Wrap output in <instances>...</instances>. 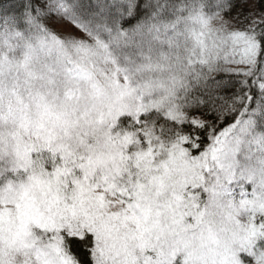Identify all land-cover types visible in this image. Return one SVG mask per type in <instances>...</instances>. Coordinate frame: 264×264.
Returning a JSON list of instances; mask_svg holds the SVG:
<instances>
[{"label":"snow or ice","instance_id":"6c2138e0","mask_svg":"<svg viewBox=\"0 0 264 264\" xmlns=\"http://www.w3.org/2000/svg\"><path fill=\"white\" fill-rule=\"evenodd\" d=\"M257 5L0 0V264H264Z\"/></svg>","mask_w":264,"mask_h":264},{"label":"trees","instance_id":"16d2710c","mask_svg":"<svg viewBox=\"0 0 264 264\" xmlns=\"http://www.w3.org/2000/svg\"><path fill=\"white\" fill-rule=\"evenodd\" d=\"M259 8H264V0H258V5ZM247 10V9H245Z\"/></svg>","mask_w":264,"mask_h":264}]
</instances>
